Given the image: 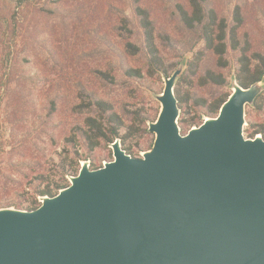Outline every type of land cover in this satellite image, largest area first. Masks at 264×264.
I'll use <instances>...</instances> for the list:
<instances>
[{"label": "water", "instance_id": "95a60500", "mask_svg": "<svg viewBox=\"0 0 264 264\" xmlns=\"http://www.w3.org/2000/svg\"><path fill=\"white\" fill-rule=\"evenodd\" d=\"M182 69L162 73L140 156L115 139L111 160L81 161L36 208H0V264H264V137L244 133L264 76L232 77L217 114L182 132Z\"/></svg>", "mask_w": 264, "mask_h": 264}, {"label": "rangeland", "instance_id": "374dc122", "mask_svg": "<svg viewBox=\"0 0 264 264\" xmlns=\"http://www.w3.org/2000/svg\"><path fill=\"white\" fill-rule=\"evenodd\" d=\"M144 1L151 6L157 25L170 36L180 37L171 14L174 0ZM237 1L214 0V3L221 12L228 15ZM246 1L250 5L246 8L244 29L253 37L254 45L264 51V0ZM30 2L31 5L22 10L15 13L10 11L4 21L7 26L0 30V46L4 44L11 49L15 63L12 82L6 90L0 91V116L4 131L3 144H0V200L12 201L20 206L32 200L33 190L28 188L29 181L32 182L31 188H41L46 181L69 184L68 177H63L59 172L57 160L59 153L62 158L65 155V137L70 134L71 126L82 118V114L72 111L73 104L79 100L78 84L111 101L126 122H129L130 116L125 110L138 107L145 109L150 115L148 121H151L155 119L160 107L154 95L162 91V73H165H160L159 77L145 75L142 80L128 78L123 73L122 66H144L142 57H132L122 52V43L131 39L129 34L114 29L115 25L122 24L121 13L130 14L128 0H66L63 7L57 0ZM58 6L63 9L60 11ZM38 8L50 9L51 12L42 15L43 11H38ZM158 42L168 63H174L176 67L183 64L176 84L183 76L185 80L192 82L180 84L181 90H189L205 97L218 91L213 86H200L197 83V77L208 68L222 73L228 81L223 91H231L229 83L235 77L233 62L225 68L220 67L216 57L203 49L201 43L193 51H183L180 45L174 50L167 44H162L160 38ZM115 50L121 51V55L114 53ZM198 50H201V55L196 69L192 68L195 72L193 75L187 72L188 63L192 53ZM94 70L116 75V83H107ZM261 93H264V88ZM50 99L55 101L56 108L48 119L46 113ZM204 117L206 116L202 119ZM40 119L47 124L40 123V126ZM252 120L261 122L264 117L252 113ZM12 124L24 126L19 129V133L34 124L31 140L23 142L22 135H9ZM153 138L151 132L133 138L131 142H138L139 147L131 155L140 156L141 152L148 149V143ZM112 158L109 144L107 147L102 145L96 148L86 160L93 168ZM31 161L41 163V167L34 169L42 173L44 182L38 183L33 179L35 174L28 165ZM4 207L17 208L13 205Z\"/></svg>", "mask_w": 264, "mask_h": 264}, {"label": "trees", "instance_id": "16d2710c", "mask_svg": "<svg viewBox=\"0 0 264 264\" xmlns=\"http://www.w3.org/2000/svg\"><path fill=\"white\" fill-rule=\"evenodd\" d=\"M30 1L0 0V30L7 26L4 21H6L5 19L10 11L15 13L19 9L22 10L31 5ZM65 1L57 0V3L63 7ZM128 1L130 14L121 13L122 24L115 25L114 29L129 34L131 39L122 43V52L132 57H142L144 66L143 68L122 66L126 77L136 80H142L145 75L159 77L160 73L169 74L176 67L174 63L167 62L161 51L162 48H160L158 38L161 39L162 44H167L174 50L178 49V45H180L183 51H193L201 43L203 49L210 51L216 57L220 67L225 68L229 66L230 62H233L235 78L242 87H248L264 76V51L254 45L253 37L247 29H244L246 8L250 5L246 0H238L228 15L221 12L214 0H174L171 6V14L179 30L180 37L177 38L170 36L167 31L157 25L156 16L147 2L144 0ZM60 6L57 9L61 11L63 8ZM253 6L255 7V4ZM111 9L112 7H110V11ZM38 11H43L42 15L51 12L50 9L45 8H38ZM69 13L67 12V14ZM0 50L1 91L6 90L13 80L12 70L15 63L12 51L8 46L1 44ZM115 52L120 55L122 53L116 50ZM192 54L187 72L194 75L195 72L192 71V68L196 69L201 50L194 51ZM94 73L109 84L116 83V75L108 71L94 70ZM184 77L179 78L174 88L180 110L178 123L181 131L188 130L192 125L200 124L203 116L216 115L220 105L230 93L229 91H223L228 85L225 76L212 69L206 68L197 77V83L200 86L210 85L218 89L208 97L199 96L189 90H181L180 84H183V82L192 83L187 79L185 80ZM78 88L79 100L73 104L72 111L79 115L82 114V118L71 126L70 134L65 137L63 148L65 155L63 158L61 157L62 154H58L57 165L63 177L76 174L81 160H86L88 155L93 153L96 148L102 145L109 146L115 139L120 140L127 153L134 155L139 143H132L131 140L135 137H141L145 133H150L146 124L150 119V115L145 109L141 107L127 108L125 112L129 114L130 120L126 122L111 101L98 96L95 91L88 90L82 84H78ZM47 108L46 117L49 119L56 108L53 99H50ZM252 113L264 117V93H260L255 98L251 107L247 106L246 126L244 127V133L247 137H253L256 134H261L264 137V120L261 122L252 120ZM41 119L39 124H47ZM33 127L34 124L19 133V129L24 128V126L22 124H12L9 128V135L17 136L20 134L23 136V142H29ZM3 135L4 131L0 116V144H3ZM151 143L152 141L148 143V148ZM28 165L35 174L33 179L37 180L38 183L44 182L45 177L42 173L34 169L41 167V163L31 161ZM96 167L98 166L93 168ZM28 183V188L33 190L30 203L20 206V204L12 201L0 200V207L13 205L17 208L31 210L39 205L38 196H52L59 189L67 186V184L55 181H46L41 188L39 186L31 188L32 182L29 181Z\"/></svg>", "mask_w": 264, "mask_h": 264}]
</instances>
